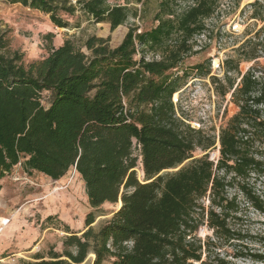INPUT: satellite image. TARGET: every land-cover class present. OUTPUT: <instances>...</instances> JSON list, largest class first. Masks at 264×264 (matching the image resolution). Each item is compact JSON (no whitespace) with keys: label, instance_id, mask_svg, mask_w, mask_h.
I'll return each instance as SVG.
<instances>
[{"label":"trees","instance_id":"obj_1","mask_svg":"<svg viewBox=\"0 0 264 264\" xmlns=\"http://www.w3.org/2000/svg\"><path fill=\"white\" fill-rule=\"evenodd\" d=\"M8 1L49 16L59 29L70 26L64 16L81 12L115 31L131 18L142 19L148 7L147 0ZM257 4L264 8L259 1L252 8ZM220 6V0H160L157 25L140 33L131 27L117 48L96 37L82 47L67 40L28 66L23 54L4 53L8 41L0 30V180L17 166L53 181L74 170L92 209L107 203L120 209L99 231L89 214L86 230L66 237L62 254L51 251L49 260L36 257L28 264H83L89 254L94 264L204 263L211 239L202 242L201 227L218 239L244 238L229 225L240 212L239 195L264 213V199L250 183L264 179V74L254 66L239 72L236 88L228 77L240 59L264 58V26L243 43L235 68L226 61L222 79L210 78L215 92L223 98L232 93L239 109L219 138L193 129L173 103L190 77L182 64L197 53L194 40ZM113 37L122 39L120 31ZM202 68L193 72L208 78L211 69L200 73ZM217 146L215 163L210 153ZM197 151L203 156L195 158ZM250 258L264 264L263 252Z\"/></svg>","mask_w":264,"mask_h":264},{"label":"rangeland","instance_id":"obj_2","mask_svg":"<svg viewBox=\"0 0 264 264\" xmlns=\"http://www.w3.org/2000/svg\"><path fill=\"white\" fill-rule=\"evenodd\" d=\"M147 1L148 7L142 19L131 18L128 24L111 31L108 24H95L81 12L73 17L64 16L70 26L59 29L47 15L19 4H10L8 0H0V30L8 41V48L4 53L7 56H12L15 52L23 54L24 64L28 66L45 59L51 49L62 46L67 40L82 47L89 38L96 37L107 40L110 48H117L131 27L137 28L140 33L157 25L154 22V13L160 0ZM236 1H239V5ZM258 1L220 0L221 12L212 22H207V25L211 27L212 32L221 30L230 33L222 37L224 41L220 47L208 43L204 49L196 50L197 53L187 57L182 64L190 77L186 87L183 85L185 79L180 80L179 87L183 85L181 88L184 89L174 100L178 102V112L193 127H202L212 136H217V132L226 126L227 121L237 114L239 109L232 103V93L223 98L221 90L218 94L215 92L209 78L200 77L205 81L196 83L190 81L199 77L193 71L195 67L202 66L200 73L211 69L212 77H216L213 76L215 74L222 79L223 74L219 70L214 72L220 63L224 66V62L233 60L231 66H237L243 43L252 39L264 26V8L258 4L252 8V4ZM110 2L118 5L127 3L125 0ZM227 2H231L230 8ZM262 6L264 7L263 4ZM130 7L142 9L141 5L136 4H131ZM117 31H120L121 40H115L113 37ZM48 34L54 35L52 40L47 38ZM253 66L255 69L258 67L264 74V58L254 63L240 59L239 70H232L228 76L235 82V88L241 80L239 72L244 75ZM219 149L217 146V149L210 153V158L215 163L220 158ZM194 156L199 158L203 153L197 151ZM141 172L140 170L139 177L143 175ZM250 183L264 199V179L253 177ZM235 191H231L230 195ZM238 201L240 212L236 220H229V225L236 234L244 238L218 239L212 230L203 226L198 232V237L203 243L207 242L208 238L211 242L207 249H204V263L192 264H261L251 260L250 255L264 253V213L248 203L242 195H239ZM205 204L210 206L208 200ZM116 211L117 206L109 203L92 209L85 184L74 170L60 181H53L42 174H25L22 167L17 166L10 175L0 180V264H28L36 257L49 260L51 251L58 254L64 252L66 237L72 234L82 235L86 230L85 220L89 214L92 213L95 218L93 229L99 231ZM5 220L6 223L9 221L6 226L3 224ZM94 258V254H89L83 264H94Z\"/></svg>","mask_w":264,"mask_h":264},{"label":"built area","instance_id":"obj_3","mask_svg":"<svg viewBox=\"0 0 264 264\" xmlns=\"http://www.w3.org/2000/svg\"><path fill=\"white\" fill-rule=\"evenodd\" d=\"M259 2L261 3V4H263L264 5V0H259ZM229 5H230V3H229ZM228 5V6H229ZM229 8V7H228ZM219 12H221V11H219ZM218 16V13H217V15L215 16V17H217ZM215 18H213V19H210V20H207L206 21V25H207V22H209V21H213ZM229 33H230V31H228ZM228 32H226V33H224L223 31H219V30H214L213 32L211 31V27L210 26H208L207 25V30L204 32V33H202L201 35H199V36H197L196 38H195V40H194V42L196 43V46H195V51L196 50H202V49H204V47H206L207 46V44L209 43V44H211V43H214L215 45H219V47L222 45V42L224 41H222V37L225 35V34H228ZM244 33V32H243ZM242 33V34H243ZM220 71V73L221 74H223V76H224V70H223V64H221L220 63V65H218V67H217V70L215 69L214 70V72L216 73V71ZM213 76H216V77H220L219 75H215V74H213ZM212 77V75H210L208 78H209V80H210V78ZM190 81H193V83H196V82H198V81H205V79H200V78H193V79H191ZM187 83H188V81H187ZM186 83V85L188 86V84ZM186 85L184 86V87H186ZM212 86V85H211ZM184 87L183 88H181L176 94H174V96H173V103H174V106H175V109H176V113H177V116L179 117V118H181V119H183L187 124H189L193 129H195V130H203V128L202 127H199V128H195V127H193L190 123H189V121L188 120H186V119H184L181 115H180V113L178 112V107H177V101H174L177 97H178V94L180 95L181 94V92H182V90L184 89ZM237 87V86H236ZM219 133H220V131H218L217 132V137L219 138ZM218 145H219V143H218ZM9 223V222H8ZM4 224V226H6L7 224H5V223H3ZM2 232V231H1Z\"/></svg>","mask_w":264,"mask_h":264},{"label":"water","instance_id":"obj_4","mask_svg":"<svg viewBox=\"0 0 264 264\" xmlns=\"http://www.w3.org/2000/svg\"><path fill=\"white\" fill-rule=\"evenodd\" d=\"M186 163H187V162H186ZM186 163H185V164H186ZM185 164H184V165H185ZM184 165H182L180 168H182ZM180 168H178L177 170H179ZM177 170H176V171H177ZM137 171H138L139 176H140V170H137ZM119 203L122 204L121 200H119ZM120 208H121V207H120ZM119 210H120V209H119ZM119 210H117V211H119ZM117 211H116V212H117Z\"/></svg>","mask_w":264,"mask_h":264},{"label":"bare ground","instance_id":"obj_5","mask_svg":"<svg viewBox=\"0 0 264 264\" xmlns=\"http://www.w3.org/2000/svg\"><path fill=\"white\" fill-rule=\"evenodd\" d=\"M142 173V172H141ZM9 222V221H8ZM5 224H8V223H6V220H5V222H4Z\"/></svg>","mask_w":264,"mask_h":264},{"label":"crops","instance_id":"obj_6","mask_svg":"<svg viewBox=\"0 0 264 264\" xmlns=\"http://www.w3.org/2000/svg\"><path fill=\"white\" fill-rule=\"evenodd\" d=\"M33 262L35 261V259L32 260Z\"/></svg>","mask_w":264,"mask_h":264}]
</instances>
